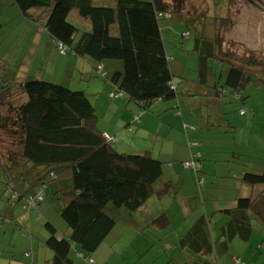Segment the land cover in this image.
<instances>
[{"label": "trees", "instance_id": "obj_1", "mask_svg": "<svg viewBox=\"0 0 264 264\" xmlns=\"http://www.w3.org/2000/svg\"><path fill=\"white\" fill-rule=\"evenodd\" d=\"M239 1L219 3L213 15L216 21L211 24V16L200 18L197 16L199 8L191 10L194 4H190V0H14L26 17L38 18L31 11L37 10L43 31L55 42L58 55L71 54L85 62L94 61L97 73L105 81L108 71L104 62H112L114 72L108 80L109 100L125 101V107L137 111L126 128L133 122L140 123L138 115L157 101L172 102L183 95L178 87L181 80L175 84L176 75L166 55L161 35L164 21L200 25L196 29L199 35L194 36V51L198 62L202 63L199 83H203L207 88L205 92L208 90L217 101L227 95V90H232L239 102L243 101L240 99L242 91L255 76L264 74V54L239 43L228 41L225 44L223 40L225 30L235 22L228 12L229 7ZM242 1L250 4L253 0ZM184 9L187 10L183 12ZM74 11L88 21L87 28L79 29L69 22ZM182 14L185 17H181ZM207 26L216 27L211 38L204 34ZM2 28L0 22V32ZM211 59L224 66V74L211 73L208 67ZM98 66H102V70H98ZM15 78L0 82V100L9 101L15 93L21 97L16 105L9 103L5 114L0 113V137L10 144L0 150V197L7 204L5 208H11L9 214L18 203L27 213H32L53 188L56 200L63 202L58 212L67 231L60 235L52 225H45L50 235L45 246L53 253L45 264H72L70 254L74 247L86 254L83 255L86 264H95L90 255L114 228L113 210L135 213L153 195L164 198L169 194L168 184L154 189L161 179L163 163L148 152H116L112 137L97 128L95 107L85 91L70 90L68 86L36 76L23 81ZM176 105L179 106V102ZM240 114H245V110L241 109ZM231 159L237 168H226L222 175L228 177L230 172L239 170V176L242 169L241 181L253 191L259 190L258 194L262 193L241 198L233 209L223 211L230 219L220 228L216 241L211 240L206 228L207 219L199 217L180 239L181 248L190 251L185 264H216L209 258L213 255L217 260L226 254L234 239L249 241L252 217L260 219L264 225V170H247L246 165L238 163L233 150L228 160ZM192 165L198 169V165L191 162L183 164L184 168ZM161 219V227L159 221L155 220L154 224L163 229L169 222L166 216ZM26 236L32 239L30 234ZM26 256L30 255L26 253ZM232 258L233 264H246L239 254ZM7 261L9 264L19 262L16 254H10Z\"/></svg>", "mask_w": 264, "mask_h": 264}, {"label": "rangeland", "instance_id": "obj_2", "mask_svg": "<svg viewBox=\"0 0 264 264\" xmlns=\"http://www.w3.org/2000/svg\"><path fill=\"white\" fill-rule=\"evenodd\" d=\"M230 2L190 0V4L196 6L193 5L191 10L199 8L197 16L200 18L211 16V24L218 4ZM31 11L39 19L21 14L14 0H0V22L3 24L0 32V82L6 83L15 77L23 81L28 75L38 76L41 72L46 73L45 80L68 86L70 90L85 91L95 107L97 128L113 130L120 123L118 130L110 136L113 149L121 154L150 153L163 163L161 179L154 189L170 185L169 194L163 199L158 200L153 195L135 213L125 209L112 211L116 224L90 255L95 264H167V260L180 251L179 238L201 216L209 222L206 228L211 240L216 241L227 219L223 211L233 209L241 198L262 193L258 194L259 190L250 192L248 185H244L248 187L246 191L239 189V170L230 172L228 177L222 173L226 168L238 166L232 159L228 160L232 150L245 155L240 160L264 169V74L258 72L262 74L255 76L242 91V102L233 96L232 90H227L221 101L211 99L209 91L205 92L207 88L199 83V66L202 63L198 62L194 51V36L199 35L196 29L200 25L164 21L161 35L166 55L171 61L172 73L176 75L175 84L181 80L178 87L183 95L172 102L157 101L138 115L140 123L133 122L130 128H126L137 111L125 107V101L109 100L108 80L114 72L112 62H104L108 71L105 81L97 73L94 61L83 63L71 54L60 56L57 53L60 58L57 57L55 42H51L52 49L47 47L51 41L47 34L44 38L40 36L44 33L42 18L35 10ZM228 12L235 22L233 27L225 30V44L228 41L239 43L260 55L264 54V0H253L250 4L240 0L232 3ZM181 17L185 16L182 14ZM68 20L79 29L87 28L88 21L80 18L76 11ZM215 30L216 27L207 26L204 34L211 38ZM208 67L213 74L225 73L224 66L213 59L209 60ZM66 70L69 74H65ZM221 79L224 80V75ZM18 97L19 94L15 93L9 101L0 100V113L7 112L9 103L16 105ZM178 102L179 106L176 105ZM241 109L245 114H240ZM9 146V142L0 137V150ZM188 162L198 165V169L193 165L184 168L183 164ZM6 205L0 197V218L5 221L3 227L6 225L5 230L0 229V243L3 244L0 252L7 256L16 254L19 260L16 264H45L51 260L53 253L45 246L50 236L45 225L49 223L60 235L66 234L67 230L58 212L63 202L56 200L54 189H49L45 200L36 205L32 213H27L18 203L14 209L15 220L8 219L11 208H5ZM164 216L169 224L161 229ZM155 220L159 221L160 227L157 223L152 224ZM251 225L253 231L249 241L234 239L221 263L230 264L227 260L231 255L239 254L246 264H264V225L256 217H252ZM21 238L26 240L21 242ZM8 244L12 248L7 247ZM26 253L30 256L27 257ZM84 254L74 247L70 254L72 264H86Z\"/></svg>", "mask_w": 264, "mask_h": 264}, {"label": "crops", "instance_id": "obj_3", "mask_svg": "<svg viewBox=\"0 0 264 264\" xmlns=\"http://www.w3.org/2000/svg\"><path fill=\"white\" fill-rule=\"evenodd\" d=\"M37 10H35V12H36ZM36 14H38L37 12H36ZM40 36H41V38H44L45 36H46V33L44 32V33H42V34H40ZM34 40L35 41H37V38H36V36L34 37ZM50 43L51 42H54L53 40H51V41H49ZM50 43H48V46L47 47H50V48H52V49H54L53 47H52V43L50 44ZM56 46V45H55ZM54 51L56 52V55H57V50H55L54 49ZM57 57H59L58 55H57ZM60 58V57H59ZM80 60H82V62L83 63H86L83 59H80ZM68 66H69V64H68ZM104 70H105V67H104ZM66 73H68V71L66 70V72H65V74ZM37 74V73H36ZM45 74L46 73H41L40 72V74H38V76H36L37 78H39V79H44L43 77L45 76ZM69 74V73H68ZM40 75V76H39ZM35 76V75H34ZM27 77H30L29 75L27 76ZM210 87H211V84L209 85ZM210 98L211 99H214V97H213V95L212 94H210ZM134 110V109H133ZM97 121H98V119H97ZM120 125V123H117V125L114 127V129L113 130H111V129H107V128H99L105 135H108V136H111V135H113L115 132H116V130H118V126ZM237 156H238V159H239V164L240 165H246L245 167L247 168V170L248 169H257V170H260L261 168H259V166L258 165H256V164H254V163H250V162H247V160H244V161H242V160H240V158L241 157H244L245 155H242V154H237ZM264 170V169H263ZM244 171V170H243ZM243 171H242V169H241V171H240V173H239V176H241L242 177V175H243ZM225 172V171H224ZM223 172V173H224ZM238 180V182H239V184H240V187H239V189H242V190H248V187L247 186H245L244 187V185H246V184H244L242 181H241V178H239V179H237ZM254 189H252V188H250V192L251 191H253ZM157 198V197H156ZM158 200H161V199H163V198H157ZM16 207L17 206H15V207H13V211H12V214H9L10 216H8V219L9 220H15L16 219V214L14 213V209H16ZM227 219H226V222L227 221H229V219H230V217L229 216H227L226 217ZM0 220H1V218H0ZM225 222V221H224ZM4 223H5V221H1V223H0V229H2V231L3 230H5V228H6V225H5V227H3L4 226ZM7 223H9V222H7ZM152 224H154V223H152ZM155 225V224H154ZM67 231V230H66ZM182 238V236L179 238V240H178V243H179V246H180V239ZM21 240V242H22V240L23 241H25L26 239H23V238H21L20 239ZM1 245H3L2 243H0V246ZM7 247H9V248H12V246L10 245V244H8L7 245ZM186 250L185 249H182L181 248V246H180V251L179 252H176L175 254L176 255H174L173 256V258H170V259H168L167 261V264H185V260L187 259V255H189V252L190 251H188L187 250V252H185ZM227 253H228V251H227ZM226 253V254H227ZM225 254H223L222 256H224ZM208 256V255H207ZM213 256V255H212ZM210 257L209 258V260L212 258V260L211 261H215L216 262V264H225V263H221V258H222V256L220 257V258H218L217 260H215L214 259V256L213 257ZM235 255L233 254V255H231V257L227 260V262H229L230 264L233 262V258L232 257H234ZM9 256H7L6 254H4L3 252H0V262H2L3 264H9L8 263V261H7V258H8ZM168 257V256H167ZM166 257V258H167ZM4 262H6V263H4ZM2 263H0V264H2ZM233 264V263H232Z\"/></svg>", "mask_w": 264, "mask_h": 264}, {"label": "built area", "instance_id": "obj_4", "mask_svg": "<svg viewBox=\"0 0 264 264\" xmlns=\"http://www.w3.org/2000/svg\"><path fill=\"white\" fill-rule=\"evenodd\" d=\"M98 70H102V66H98ZM242 113H244V112H242Z\"/></svg>", "mask_w": 264, "mask_h": 264}]
</instances>
